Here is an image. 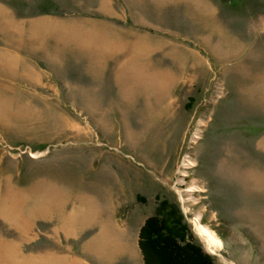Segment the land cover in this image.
<instances>
[{
	"label": "rangeland",
	"instance_id": "obj_1",
	"mask_svg": "<svg viewBox=\"0 0 264 264\" xmlns=\"http://www.w3.org/2000/svg\"><path fill=\"white\" fill-rule=\"evenodd\" d=\"M263 140L264 0H0V197L26 223L0 238L23 255L143 264L168 201L213 264H264Z\"/></svg>",
	"mask_w": 264,
	"mask_h": 264
},
{
	"label": "trees",
	"instance_id": "obj_2",
	"mask_svg": "<svg viewBox=\"0 0 264 264\" xmlns=\"http://www.w3.org/2000/svg\"><path fill=\"white\" fill-rule=\"evenodd\" d=\"M143 264H213V257L193 241L174 203L162 201L145 219L138 235Z\"/></svg>",
	"mask_w": 264,
	"mask_h": 264
},
{
	"label": "bare ground",
	"instance_id": "obj_3",
	"mask_svg": "<svg viewBox=\"0 0 264 264\" xmlns=\"http://www.w3.org/2000/svg\"><path fill=\"white\" fill-rule=\"evenodd\" d=\"M126 68L124 69L123 66L120 67L119 70L116 72V76H115V78L117 79V82L120 83L119 84V91L121 94H122V91L124 90L123 85L126 81H128L130 79L132 82L133 79L137 80V78H138V75L132 76L130 71L127 70ZM95 75L99 76L100 72L96 71ZM131 82H129V83H131ZM94 101H97V99L95 98ZM98 102H100V101H98ZM190 164H191L190 162H187V165H190ZM193 188H191V189L193 190ZM10 191H7L4 193L3 200L0 197V217L9 226L15 227L17 229L18 233L20 234V236H22L26 232V230H25L26 229V223L23 221V219L20 216V213L18 212V208L21 205L22 201H21V198L16 193H11ZM46 194L48 196H50V198H51L54 193L49 192ZM57 203L58 202H55V205L58 206ZM53 206H54V204H53ZM46 208H48V207L46 206ZM48 210L49 209H47L46 211L49 212ZM56 210L58 212L60 209L57 207ZM59 212L57 213L59 215V218L62 220V222L65 220V222H67L70 225V227H73V226H80L81 227V225L84 224V222H85V218L83 215H79V216L69 215L66 219H63L64 217ZM194 230H195L197 236L203 241V243H204V245L208 251L213 253V249H219L221 247V243H220L219 239L217 238L216 234L210 228L206 227L205 225H203L199 222V215L196 216V218L194 220ZM101 239L102 238H100V239L95 238V240L93 239L92 241L91 240L90 241H91V243L93 241H94L93 243H95L96 240L98 242L99 241L103 242L102 244H100V242H99L98 246L101 249H104V250H102V253H103V255L106 256L104 258V260L107 262V260H110V258L115 257L116 252H115V250L108 252V250L106 248L107 245L105 243V240L103 241V239L102 240ZM102 245H104V246H102ZM85 246H88V245H85ZM0 264H82V263L78 260H75V259L68 261L65 257H62V256H56V257L51 256V255H49V256H47V255H37V256L28 255V256H26V255H23L19 251L18 247L14 243H11V241H6V240L0 238Z\"/></svg>",
	"mask_w": 264,
	"mask_h": 264
},
{
	"label": "crops",
	"instance_id": "obj_4",
	"mask_svg": "<svg viewBox=\"0 0 264 264\" xmlns=\"http://www.w3.org/2000/svg\"><path fill=\"white\" fill-rule=\"evenodd\" d=\"M261 146L264 149V140L262 141Z\"/></svg>",
	"mask_w": 264,
	"mask_h": 264
}]
</instances>
